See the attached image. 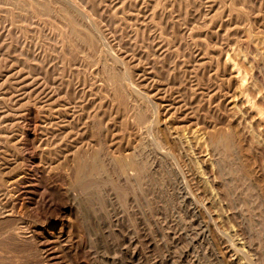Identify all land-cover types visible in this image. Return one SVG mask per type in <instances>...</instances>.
I'll return each instance as SVG.
<instances>
[{
	"label": "rangeland",
	"instance_id": "374dc122",
	"mask_svg": "<svg viewBox=\"0 0 264 264\" xmlns=\"http://www.w3.org/2000/svg\"><path fill=\"white\" fill-rule=\"evenodd\" d=\"M71 2L103 42L67 43L58 19L34 16L22 36L31 62L7 60L0 73L9 113L0 119L9 123L0 150V189L8 192L0 202L9 208L0 216V264H264V126L256 116L264 113V0ZM105 54L150 103L149 132L108 80ZM223 134L253 197L233 193L219 176L223 149L212 140ZM95 152L106 161L146 156L144 188L120 178L108 160L107 177L125 182L128 202L103 178L101 188L82 193L75 161ZM130 239L136 243L121 253Z\"/></svg>",
	"mask_w": 264,
	"mask_h": 264
},
{
	"label": "bare ground",
	"instance_id": "6f19581e",
	"mask_svg": "<svg viewBox=\"0 0 264 264\" xmlns=\"http://www.w3.org/2000/svg\"><path fill=\"white\" fill-rule=\"evenodd\" d=\"M76 1V0H75ZM72 4H73V2H71V0H0V73L2 72V69L3 68H5L4 67V64H7L6 62H11V61H13V59H14V62L12 63V65H14V63H16V62H18V63H20V64H22L23 66H25L24 64H26V63H28V62H31V61H28L27 59H28V54L25 52V48L23 47V41H22V36H23V33L25 32V30L27 29V27H28V24L29 23H27V20L28 19H30L31 17H34V16H38V17H41V18H43V19H58L59 21H60V24L62 25V27H63V32H61L62 33V36H63V40L65 41V42H67V41H73V42H76V43H78V44H86V45H88V47L89 46H93V47H95L97 44L99 45V43L102 41L101 40V36L99 35V33H97L98 31L95 29L96 27L93 25L94 23L93 22H91L90 20H88L87 18V16H86V14L84 13V12H78L77 10H78V8H76L77 10V12L73 9L74 7L72 6ZM80 4V3H79ZM73 5H75V3L73 4ZM122 5H123V3H122ZM85 9V8H84ZM80 10V9H79ZM151 14V13H150ZM149 15V14H148ZM40 18V19H41ZM91 18V17H90ZM151 19V18H150ZM34 20V19H33ZM41 21V20H40ZM132 21V20H131ZM135 21V20H134ZM152 21V20H151ZM31 22V21H30ZM120 22V21H119ZM26 23H27V25H26ZM46 23V22H45ZM53 23V22H52ZM145 23V22H144ZM36 24V23H35ZM55 24V23H54ZM59 24V25H60ZM29 25H31V24H29ZM38 25V24H37ZM118 26V25H117ZM145 26V25H144ZM30 27V26H29ZM60 27V26H59ZM95 27V28H94ZM37 28V27H36ZM135 28V27H134ZM41 29V28H40ZM56 29H57V27H56ZM61 29V28H60ZM118 29V28H117ZM127 29V28H126ZM62 30H60V31H62ZM157 30V29H156ZM59 31V32H60ZM97 31V32H96ZM145 31V30H144ZM33 33V32H32ZM56 34V33H55ZM101 34V33H100ZM58 35V34H57ZM135 35V34H134ZM156 35V34H155ZM45 37V36H44ZM133 37V36H132ZM104 38V37H103ZM60 39V38H59ZM138 39V38H137ZM27 40V39H26ZM45 40H48V39H45ZM134 40V39H133ZM27 42V41H26ZM49 42V41H48ZM103 42V41H102ZM52 43V42H51ZM68 43V42H67ZM160 43V42H159ZM63 44V43H62ZM71 44V43H70ZM151 44V43H150ZM40 45V44H39ZM65 45H66V43H65ZM97 45V46H98ZM131 45V44H130ZM75 46V45H74ZM74 46H72V47H74ZM80 46V45H79ZM103 47H104V45H102ZM48 47V46H47ZM60 47V46H59ZM76 47V46H75ZM100 47V46H99ZM163 47V46H162ZM33 48V47H32ZM63 48V47H62ZM67 48H69V47H67ZM97 48V47H96ZM100 50V48H97V50ZM139 49V48H138ZM101 50H103L102 48H101ZM66 51V50H65ZM86 51V50H85ZM92 51V50H91ZM104 51V50H103ZM108 51L109 50H107V52H106V54L108 53ZM88 53V52H87ZM104 53V52H103ZM45 54V53H44ZM106 54L104 55V56H106ZM109 54V53H108ZM136 54V53H135ZM151 54V53H150ZM103 55V54H102ZM101 55V57H104V56H102ZM109 55H111V54H109ZM108 55V56H109ZM143 55V54H142ZM112 56V55H111ZM110 56V57H111ZM163 56H165V55H163ZM112 57H115V56H112ZM169 57V56H168ZM96 58V57H95ZM106 58H108L107 56H106ZM230 58V57H229ZM41 59H42V57H41ZM98 59H100V55H99V58ZM101 59H103V58H101ZM108 59H110V58H108ZM145 59H147V58H145ZM264 59V58H263ZM7 60H9V61H7ZM30 60V59H29ZM45 60V59H44ZM106 60V59H105ZM90 61V60H89ZM102 61V60H101ZM108 61V60H107ZM121 61V60H120ZM9 62V63H10ZM35 62V61H34ZM99 62V61H98ZM8 63V64H9ZM39 63V62H38ZM114 63H116V64H113ZM7 64V66H9ZM17 64V63H16ZM15 64V65H16ZM36 64H37V62H36ZM104 69L106 70L105 72H107V73H105L106 75L108 74V80H110L111 82H112V85H114L115 86V88H116V91L114 90V88H113V90L116 92V93H118V97H122V98H120V99H127V102L129 103H132V109H133V105H134V108L136 109V113H137V115H136V113H135V115H136V117L139 119V121L141 122V123H143V125H144V128H146V130H147V132H149L150 130H152L153 129V125H154V123H155V121H153L154 120V118L152 119V117L151 116H149V115H147L148 114V112L149 111H151L152 109L150 108L151 107V105H150V103L148 102V100H146V98L144 97L145 95H142V94H140V92L138 93V91H134L133 89H131L130 87H128V85L126 84V78L125 77H128L129 75H128V73H127V71L125 70H123L124 72H126V74H127V76H124V72H122L121 71V69H119V68H117V65L119 66V63H118V61L116 60V59H114V58H111L108 62H106V61H104ZM164 64V63H163ZM28 65H30V64H28ZM38 65V64H37ZM11 66V65H10ZM22 66V67H23ZM32 66V65H31ZM40 66V65H39ZM121 66H123L122 64H121ZM163 66V65H162ZM253 66V65H252ZM28 67V66H27ZM36 67H38V66H36ZM47 67V66H46ZM103 67V66H102ZM10 68V67H9ZM12 68V67H11ZM34 68H35V66H34ZM235 68H236V66H235ZM7 69V68H6ZM6 69H3V71H4V73L6 72ZM124 69V68H123ZM234 69V68H233ZM18 70V69H17ZM22 69H20V71H21ZM24 71V70H23ZM54 71V70H53ZM47 72V71H46ZM239 74V73H238ZM259 74H261V72L259 73ZM1 75V74H0ZM3 75V74H2ZM10 76V75H9ZM22 76V75H21ZM7 77V76H6ZM8 78V77H7ZM6 78V79H7ZM10 78V77H9ZM13 78V77H12ZM40 78V77H39ZM129 78V77H128ZM2 79V78H1ZM245 79V78H244ZM55 80V79H54ZM243 80V79H242ZM8 81V80H7ZM129 81H130V78H129ZM245 81V80H244ZM245 82H247V81H245ZM4 83V82H3ZM6 83V82H5ZM4 83V84H5ZM12 83V82H11ZM34 83V82H33ZM17 84V83H16ZM129 84V83H128ZM131 84V83H130ZM129 84V85H130ZM248 84V83H247ZM10 85V84H9ZM114 86H112V87H114ZM1 87V86H0ZM18 87V86H17ZM21 87V86H20ZM131 87H132V85H131ZM134 88V87H133ZM253 88V87H252ZM251 88V89H252ZM1 89V88H0ZM254 89V88H253ZM14 90H15V88H14ZM17 90V89H16ZM242 90H243V88H242ZM7 91V90H6ZM172 91V90H171ZM247 91V90H246ZM249 91V90H248ZM1 92V91H0ZM44 92V91H43ZM142 92V91H141ZM242 93V92H241ZM1 94V93H0ZM4 94V93H3ZM31 94V93H30ZM46 95V94H45ZM243 95V94H242ZM12 96V95H11ZM11 96L9 97V98H11ZM47 96V95H46ZM246 97H248L247 95H245V102L246 103H248L249 104V98H246ZM6 98V94H5V96H2V97H0V119H2V121H4L5 119H6V116L9 114H5V113H7V111H4L3 109L5 108V101H4V99ZM148 98V97H147ZM126 99H125V101H126ZM6 100V99H5ZM124 101V100H123ZM124 101V102H125ZM127 102H125V103H127ZM148 102V103H147ZM123 103V102H122ZM127 103V104H128ZM146 103V104H145ZM153 103V102H152ZM145 105V106H144ZM155 105V104H154ZM252 105V104H251ZM156 106V105H155ZM252 106H254V105H252ZM42 108V107H41ZM252 108V107H251ZM126 109V108H125ZM131 109V110H132ZM151 109V110H150ZM157 109V108H156ZM253 109V108H252ZM49 110V108L47 109V111ZM50 111H51V109H50ZM49 111V112H50ZM134 111V109L132 110V112ZM153 111V110H152ZM254 111H256L255 110V108H254ZM262 111V110H261ZM154 112V111H153ZM258 112H259V110H258ZM44 113H45V111H44ZM152 113V112H151ZM256 113H257V111H256ZM48 114V113H47ZM46 114V115H47ZM50 114V113H49ZM48 114V115H49ZM150 114V113H149ZM155 114V113H154ZM45 115V116H46ZM45 116H43V117H45ZM51 116V115H50ZM49 116V117H50ZM62 116V115H61ZM132 116V115H131ZM153 116V115H152ZM256 116H258L261 120H262V123H263V126H264V113H262V112H259L258 113V115H256ZM155 117V116H154ZM8 118H10V117H8ZM48 118V117H47ZM4 119V120H3ZM137 119V120H138ZM45 120V119H44ZM92 120V119H91ZM136 120V121H137ZM2 121H1V123H2ZM138 121V122H139ZM6 122H7V120H6ZM4 123V122H3ZM14 123V122H13ZM45 123V122H44ZM99 123V122H98ZM7 124V123H6ZM9 124V123H8ZM7 124V125H8ZM139 124V123H138ZM5 125V124H4ZM6 125V126H7ZM14 125V124H13ZM142 125V126H143ZM3 127V125L1 126V124H0V150H3L4 149V147L6 146L5 144H7L6 143V138L9 136V132H8V128L7 127ZM16 126V125H15ZM140 126H141V124H140ZM6 128H7V130H6ZM264 128V127H263ZM145 130V131H146ZM144 131V130H143ZM15 132V131H14ZM12 133V132H11ZM13 134V133H12ZM146 134H148V133H146ZM65 137V136H64ZM155 139V138H154ZM9 140V139H8ZM143 141V140H142ZM156 141V140H155ZM9 142V141H8ZM144 143V142H143ZM9 144V143H8ZM212 144H214V146L218 149V150H220L221 148L223 149V152L221 153V155H220V152H218L219 153V155H220V157H221V160L220 161H222V163H223V167H224V169L222 168L221 169V172H222V170H223V174H219V176L220 175H222L221 177L223 178V180L224 181H226L225 180V178L226 179H228L229 180V182L228 181H226V183H227V185H228V188L229 189H231V190H234V191H232L233 193H236L235 191H241L242 190V192L244 191V193L246 192V194H247V196H252L251 194H252V190H251V188H249L248 186H247V188H246V190L244 189L245 188V182H244V180H243V178H242V175H241V173L239 172V170H237L238 168L236 167L235 168V166H236V164L235 163H233V161H232V156L235 154H233V151L235 150H233L232 151V141H231V137L228 135L227 136V134H226V136L223 134L222 136L220 135H218L216 138H214V141L212 140ZM8 146V145H7ZM12 146V145H11ZM159 146V145H158ZM8 149H9V146L7 147ZM11 148V147H10ZM145 148H146V146H145ZM160 148V147H159ZM216 148L214 149V150H216ZM220 148V149H219ZM102 149V148H101ZM141 149V148H140ZM9 150H12V149H9ZM48 150V149H47ZM51 150V149H50ZM143 150H144V148H143ZM213 150V151H214ZM218 150H216V151H218ZM5 151V150H4ZM17 151V150H16ZM97 151H98V149H97ZM102 151H103V149H102ZM104 151H106V150H104ZM0 152H2V151H0ZM7 152H9V151H7ZM12 152V151H11ZM15 151H13V153H14ZM101 152V151H100ZM100 152H98V153H96L95 152V154L93 155V156H91L90 158H84V156H81V154H80V157H77V160L75 161V174H74V184H75V186L79 189V190H81L82 191V193L83 192H89V190H91L93 187H95L97 184H99V180L100 179H104V180H106L107 182H105L103 179V181L102 182H105V184L107 183V184H111V187L115 190V191H117V195H119V202H121L122 204H125V203H127L128 202V200L130 199V198H128V200H127V192H126V189L122 186V184H120L121 183V181H122V179H121V181H120V183H116V182H114L112 179H110V177H107V174L109 175V173H108V166H107V162H111L112 164H114V166L116 167V172L118 173V175L120 176V178H124L123 180H125V181H129L130 180V182L132 181V180H136V181H138L139 183H140V179L141 178H146V176L147 177H149L148 176V170H149V166H148V163L146 162V160L143 158V157H141L139 154L138 155H134L133 157H131V158H129V157H127L128 159H126V158H124V157H122V158H120V157H116V158H114V157H111V156H109V155H107V156H109V157H111L110 159H109V157H108V160L106 161V157H104V156H102L101 155V153ZM4 153V152H3ZM3 153H0V154H3ZM133 153V152H132ZM104 154V153H103ZM135 154V153H134ZM137 154V153H136ZM141 154V153H140ZM14 155L15 154H11L10 156H13L14 157ZM128 155V154H127ZM238 155V154H237ZM1 156V155H0ZM9 156V155H8ZM89 156V155H88ZM122 156V155H121ZM143 156V155H142ZM12 157V158H13ZM16 157V156H15ZM220 157H219V159H220ZM4 158H6L5 156H4ZM4 158H2V159H4ZM113 158V159H112ZM14 159V158H13ZM12 160V159H11ZM16 160V159H15ZM234 160V159H233ZM10 161V160H9ZM74 161V160H73ZM1 162H2V160H1ZM235 162V161H234ZM219 164H221V162L219 163ZM235 164V165H234ZM238 165V164H237ZM111 167H113L112 165H111ZM110 166H109V168H111ZM222 167V166H221ZM114 168V167H113ZM111 171H112V169H110ZM111 171H110V173H111ZM161 172V171H160ZM113 173V172H112ZM112 173H111V175H112ZM115 173V172H114ZM113 173V174H114ZM147 174V175H146ZM151 174V173H150ZM149 174V175H150ZM244 174V173H243ZM117 175V174H116ZM246 175V174H245ZM220 177V178H221ZM114 178H115V176H114ZM221 178V179H222ZM245 178V177H244ZM250 178V177H249ZM148 179H150V178H148ZM147 179V180H148ZM120 180V179H119ZM101 181V180H100ZM145 181H146V179H145ZM101 182V183H102ZM122 182H124V181H122ZM130 182H129V184H130ZM137 182V183H138ZM142 182V181H141ZM147 182V181H146ZM222 182V181H221ZM133 183V182H132ZM138 183V184H139ZM150 183V182H149ZM16 184H18V183H16ZM72 184H73V182H72ZM104 184V183H103ZM106 184V185H107ZM124 184H125V182H124ZM141 184V189L142 188H144V186H142L143 185V183H140ZM248 184V183H247ZM20 185V184H19ZM131 185V187H132V184H130ZM129 185V186H130ZM134 185H135V183H134ZM225 185V184H224ZM98 186V188L97 189H99V187H100V185H97ZM139 186V185H138ZM226 186V185H225ZM252 186V185H251ZM76 187H75V189H76ZM102 187V186H101ZM100 187V188H101ZM109 188H110V186H108ZM107 187V188H108ZM127 187V186H126ZM136 187V186H135ZM134 187V188H135ZM146 187H147V185H146ZM145 187V189L147 190V188ZM227 187V186H226ZM225 187V188H226ZM138 187H136V191L138 190L137 189ZM139 188V189H140ZM150 188V187H149ZM131 190H133L132 188H130ZM140 189V190H141ZM227 189V188H226ZM228 189V190H229ZM228 190H226V191H228ZM91 191H93V190H91ZM114 191V192H115ZM128 191V190H127ZM135 191V189H134V196H135V194L137 195L138 193H135L136 192ZM139 191V190H138ZM142 191V190H141ZM144 191V190H143ZM223 191H225V190H223ZM113 192V193H114ZM132 192V191H131ZM131 192H130V195H131ZM140 192V191H139ZM145 192V191H144ZM231 192V191H230ZM241 192V193H242ZM91 193V192H90ZM110 193H111V191H110ZM238 193H240V192H238ZM244 193H243V195H244ZM255 193V192H254ZM87 194V193H86ZM147 194V193H146ZM226 194V193H225ZM230 194V193H229ZM228 194V195H229ZM246 194H245V196H244V199H245V197H246ZM242 195V196H243ZM254 195V194H253ZM8 196V192L7 191H5V190H3V189H0V201L2 200V199H4V198H6ZM3 197V198H2ZM116 197H118V196H116ZM132 197V196H131ZM135 197H137V196H135ZM133 198V199H135L136 200V198ZM140 197H142V196H140ZM148 197V196H147ZM240 197V196H239ZM253 197V196H252ZM251 197V198H252ZM138 198V197H137ZM132 199V200H133ZM139 199V198H138ZM147 199V198H146ZM146 199H144V200H146ZM150 199V198H149ZM246 199H248L247 197H246ZM134 200V201H135ZM250 199H248V200H246L247 202H246V204L248 203V201H249ZM138 201V200H137ZM253 201V200H252ZM2 202V201H1ZM0 202V203H1ZM118 202V203H119ZM243 202V201H242ZM134 203V202H133ZM135 203H136V201H135ZM138 203H139V201H138ZM145 203H146V201H145ZM250 203V202H249ZM248 203V204H249ZM4 204V203H3ZM6 204V203H5ZM120 204V203H119ZM151 204V203H150ZM245 204V205H246ZM152 205V204H151ZM121 206V205H120ZM249 206V205H248ZM16 207V206H15ZM122 207V206H121ZM124 207V206H123ZM151 207V206H150ZM5 208H7V207H5ZM4 208V206L2 205V203H1V205H0V216H2V214L5 212V211H3L2 212V210L3 209H5ZM126 208V207H125ZM124 208V209H125ZM249 208V207H248ZM254 208V207H253ZM7 209H9V208H7ZM151 210V209H150ZM12 211H14V210H12ZM255 211V210H254ZM259 211V210H258ZM11 212V211H10ZM8 213V212H7ZM6 214V213H5ZM7 215V214H6ZM5 215V216H6ZM12 215V214H11ZM3 216H4V214H3ZM4 216V217H5ZM3 217V218H4ZM180 217V216H179ZM253 217V216H252ZM8 218V217H7ZM263 219H264V217H263ZM9 220V219H8ZM12 220V219H11ZM14 220V219H13ZM12 220V221H13ZM21 220V219H20ZM19 220V221H20ZM193 220V219H192ZM2 221V220H1ZM17 221V220H16ZM15 221V222H16ZM264 220H262V222H263ZM4 222V221H3ZM5 222H7V221H5ZM10 223H11V221H9ZM8 222V223H9ZM25 222V221H24ZM13 223V222H12ZM23 222L21 221L20 223H18L17 225H16V223H15V225L14 226H16V227H14L13 229H15L16 231H19V233L21 232V230L22 229H24V227H25V225H24V227L22 226L23 224H22ZM2 224V223H1ZM262 224V226H261V230H260V232H259V237H260V239L264 242V222L263 223H261ZM4 225V224H3ZM2 225V226H3ZM10 226V225H9ZM1 227V226H0ZM5 227V226H4ZM12 227H13V224H12ZM10 228H11V226H10ZM12 229H10L9 231H11ZM15 230H12V232L14 231L15 233L14 234H16V231ZM6 231V230H5ZM4 232V231H3ZM3 232H1V233H3ZM24 232V231H23ZM171 232V231H170ZM9 233V232H8ZM4 234V233H3ZM11 234V233H10ZM13 234V233H12ZM13 234V235H14ZM23 234V233H22ZM25 234V233H24ZM2 234H0V236H1ZM5 235H7L6 237L7 238H9L8 236V234H6L5 233ZM17 236L19 235V234H16ZM2 237H4V236H2ZM12 238H13V236H11ZM9 240H11V239H9ZM4 242V241H3ZM2 242V243H3ZM138 242V241H137ZM127 243V245H126V247H124V250H121V253L122 252H124V253H126V252H128L129 250H130V248L134 245V243H136L134 240H131L130 239V241H128V242H126ZM145 243V242H144ZM262 243V242H261ZM201 244V243H200ZM3 245V244H2ZM5 245V244H4ZM138 246V245H137ZM137 248V247H136ZM136 248L133 250L134 252L132 253V255H131V259H133V258H135V256H136V252H137V250H136ZM155 248V247H154ZM116 249V248H115ZM181 249V248H180ZM119 250V251H120ZM116 252H117V250H116ZM120 253V252H119ZM175 253V252H174ZM182 253V252H181ZM118 253H115V255H117ZM127 254V253H126ZM119 255V254H118ZM117 255V256H118ZM122 255H124V254H121V256ZM138 255V254H137ZM112 256V255H111ZM120 256V255H119ZM126 256V255H125ZM177 256V255H176ZM179 256H181L180 254H179ZM178 256V257H179ZM188 257V254L186 255V254H184L183 253V255L181 256V257ZM107 257V256H106ZM110 257V256H109ZM128 257V256H127ZM130 257V256H129ZM181 257H179V258H181ZM126 258V257H125ZM108 259V258H107ZM114 259H116V256L114 257ZM113 259V260H114ZM121 259V258H120ZM119 259V257L117 258V260H120ZM124 259V258H123ZM109 261V260H108ZM116 261V260H115ZM122 261V260H121ZM125 261V260H124ZM124 261L123 262H119V264H130L129 262H127V263H124ZM131 261V260H130ZM134 261V260H133ZM163 262V261H162ZM113 264V263H112ZM135 264V263H134ZM239 264V263H238ZM263 264V263H262Z\"/></svg>",
	"mask_w": 264,
	"mask_h": 264
}]
</instances>
